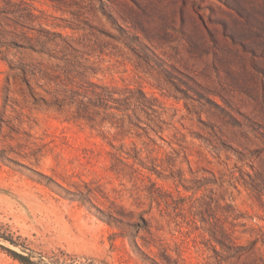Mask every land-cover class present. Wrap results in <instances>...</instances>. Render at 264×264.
Instances as JSON below:
<instances>
[{
	"label": "rangeland",
	"instance_id": "374dc122",
	"mask_svg": "<svg viewBox=\"0 0 264 264\" xmlns=\"http://www.w3.org/2000/svg\"><path fill=\"white\" fill-rule=\"evenodd\" d=\"M7 249L264 264V0H0Z\"/></svg>",
	"mask_w": 264,
	"mask_h": 264
},
{
	"label": "trees",
	"instance_id": "16d2710c",
	"mask_svg": "<svg viewBox=\"0 0 264 264\" xmlns=\"http://www.w3.org/2000/svg\"><path fill=\"white\" fill-rule=\"evenodd\" d=\"M5 240H7L8 242L10 243H14V241H12V239H9L7 237H4ZM9 250V252L15 257L17 258L18 260H20L21 262L25 263V264H30L31 261H29L28 257L20 254V253H17L15 251H12L11 249H7Z\"/></svg>",
	"mask_w": 264,
	"mask_h": 264
}]
</instances>
